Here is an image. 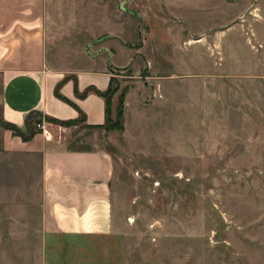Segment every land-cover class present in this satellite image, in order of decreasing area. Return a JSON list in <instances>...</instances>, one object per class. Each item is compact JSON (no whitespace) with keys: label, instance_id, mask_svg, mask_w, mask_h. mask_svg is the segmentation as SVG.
<instances>
[{"label":"crops","instance_id":"obj_1","mask_svg":"<svg viewBox=\"0 0 264 264\" xmlns=\"http://www.w3.org/2000/svg\"><path fill=\"white\" fill-rule=\"evenodd\" d=\"M114 1L132 12L84 6L71 36L57 40L47 0H0V219L12 234L39 236V264H124V232L113 218L114 149L119 138L135 149L148 139L137 135L144 129L137 119L144 99H156L155 86H172L171 75L181 76L178 86H264V17L251 14L264 11L262 2ZM182 8L224 15L192 32L198 49L183 59L195 67L175 72L163 42L179 33L181 44ZM115 77L129 83L105 101L100 92ZM122 88V128H106L107 106L113 117ZM33 110L57 120L49 136L23 138L5 125L26 133Z\"/></svg>","mask_w":264,"mask_h":264},{"label":"rangeland","instance_id":"obj_2","mask_svg":"<svg viewBox=\"0 0 264 264\" xmlns=\"http://www.w3.org/2000/svg\"><path fill=\"white\" fill-rule=\"evenodd\" d=\"M115 4L47 0L45 18L64 40L84 6L132 12ZM177 13L186 23L181 44L179 33L163 43L172 46L171 71L180 72L195 67L183 59L197 52L192 32L224 14ZM170 77L172 86H155L156 99L147 96L140 107L144 129L136 131L148 139L135 149L119 138L114 149L113 218L124 232V264H264V86H178L181 76ZM10 231L0 219V264H39V236Z\"/></svg>","mask_w":264,"mask_h":264},{"label":"trees","instance_id":"obj_3","mask_svg":"<svg viewBox=\"0 0 264 264\" xmlns=\"http://www.w3.org/2000/svg\"><path fill=\"white\" fill-rule=\"evenodd\" d=\"M117 86H118L117 83L114 86L110 84L109 87L104 92H100L101 94L105 96V101H108L110 95L117 89ZM122 90L123 88L120 90V93L118 95V100H117V104L115 107V114L113 117L109 115L108 106H107L105 123H104L106 128H115V129L122 128V125L120 122V116H121V111H122L121 110L122 109V96H121ZM41 116L42 115L38 111H35V110L28 113V115L26 116V124H27L26 133L22 132L16 125L12 123H5V125L11 128L14 132L20 134L23 138H27L37 131L34 126V121L37 120L38 117L40 118ZM43 118L47 121H57L48 116H43ZM102 125L103 124H93V126H102Z\"/></svg>","mask_w":264,"mask_h":264},{"label":"built area","instance_id":"obj_4","mask_svg":"<svg viewBox=\"0 0 264 264\" xmlns=\"http://www.w3.org/2000/svg\"><path fill=\"white\" fill-rule=\"evenodd\" d=\"M49 124L50 122L42 117H38L37 120L34 121L36 130L40 131L44 136H49Z\"/></svg>","mask_w":264,"mask_h":264}]
</instances>
